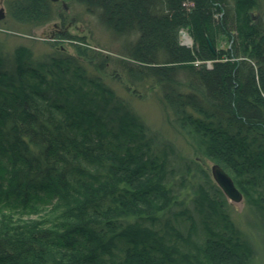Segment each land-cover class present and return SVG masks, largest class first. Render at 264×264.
I'll use <instances>...</instances> for the list:
<instances>
[{
  "label": "trees",
  "instance_id": "16d2710c",
  "mask_svg": "<svg viewBox=\"0 0 264 264\" xmlns=\"http://www.w3.org/2000/svg\"><path fill=\"white\" fill-rule=\"evenodd\" d=\"M79 1L108 29L136 37L124 47L136 65L127 67L128 79L158 85L175 122L234 172L248 198L264 192V98L251 63L260 65L264 88V42L247 12L256 0ZM16 6L34 21L54 18L49 0ZM180 28H190L194 49L180 44ZM230 30L241 35L230 48L234 61L213 46L218 31ZM15 53L12 66L0 57V214L40 217L0 223V264H231L249 255L199 186L200 225L186 209L179 212L191 220L186 231L178 219L160 225L161 213L177 203L165 153H154L142 120L98 75L69 56L33 64L26 48ZM215 59L211 68L195 64Z\"/></svg>",
  "mask_w": 264,
  "mask_h": 264
},
{
  "label": "rangeland",
  "instance_id": "374dc122",
  "mask_svg": "<svg viewBox=\"0 0 264 264\" xmlns=\"http://www.w3.org/2000/svg\"><path fill=\"white\" fill-rule=\"evenodd\" d=\"M16 3L17 0H0V10H2V14L0 13V57L5 62V67L14 65L15 51L18 47H23L27 49L29 61L33 64L45 62L50 55L69 56L76 59L88 76L98 75L106 87L120 97L142 120L147 136L152 141L154 153L158 155L165 153L168 185L172 188L177 203L163 214L161 213L160 225L167 218L175 225L178 219V226L183 232L186 231L185 224L187 227L191 220L189 222L185 215L184 217L179 215L182 209L195 215L193 217L195 224L200 225L201 219H199L198 211L194 209L193 202L200 196L199 188H204L209 192L208 200L215 199L214 203L220 207L221 212L219 213L228 216L239 237L250 248L247 257L233 261L231 264H264L263 189L259 187L258 190L251 192L252 199L248 198L235 184L234 172L222 167L203 147L200 150L189 134L188 125L180 126L175 122L170 109L164 104L158 85L154 84L151 79L135 81L134 84L128 79L127 67H136V65L134 61L126 57L127 50L124 47L136 37L121 36L108 29L98 16L89 13L79 0H49L50 10L48 12L54 18L44 21L29 19L25 12H19L20 8L16 6ZM247 12L250 24L257 27L256 31L260 33L259 40L262 39L264 42V0H256L255 5L247 9ZM60 15L67 21L64 25ZM215 16L221 17L222 13ZM234 16L236 17V12ZM64 33L72 37H84L87 43L83 45L78 40L61 37L60 35ZM178 36L181 45L191 49L195 48L196 41L190 28H180ZM240 39L241 35L238 36L237 30L218 31L214 36V51L218 57L234 61L236 57L231 55L230 48L237 45V41L240 43ZM77 43L93 56L84 57L80 54L76 47ZM248 51L254 53L255 50L250 47ZM243 56L241 54L239 59L248 58V56ZM260 57L264 60V54ZM103 58L106 62L101 66ZM217 60L219 59L197 60L195 64H205L207 68H211ZM251 63L254 65L256 81L264 98V88L259 75L260 65L255 61ZM262 65L264 68V63ZM214 165H218L230 176L241 193L240 200L231 199L215 180L212 170ZM214 188L221 191L223 198ZM39 217L29 214L4 217L0 214V223L4 220L19 223ZM200 227L198 226V231Z\"/></svg>",
  "mask_w": 264,
  "mask_h": 264
},
{
  "label": "water",
  "instance_id": "95a60500",
  "mask_svg": "<svg viewBox=\"0 0 264 264\" xmlns=\"http://www.w3.org/2000/svg\"><path fill=\"white\" fill-rule=\"evenodd\" d=\"M2 10H0V13ZM213 175L215 180L218 182V184L222 187L224 192L233 200H240L241 199V193L240 191L235 187L232 179L230 176L223 171L218 165H214L213 168Z\"/></svg>",
  "mask_w": 264,
  "mask_h": 264
}]
</instances>
